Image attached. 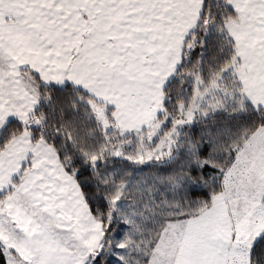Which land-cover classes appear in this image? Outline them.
Returning <instances> with one entry per match:
<instances>
[{
    "label": "snow or ice",
    "instance_id": "1",
    "mask_svg": "<svg viewBox=\"0 0 264 264\" xmlns=\"http://www.w3.org/2000/svg\"><path fill=\"white\" fill-rule=\"evenodd\" d=\"M190 7L0 0V264H153L158 242L137 252L147 236L125 240L146 207L156 214L144 227L159 213L176 225L162 264H264V174L229 176L241 136H264V95L243 94L242 80L227 91L251 61L224 69L237 40L211 38L234 14L248 30L239 47L264 61V0H201L177 52ZM182 71L187 102L183 87L169 90ZM154 186L170 190L166 201Z\"/></svg>",
    "mask_w": 264,
    "mask_h": 264
},
{
    "label": "crops",
    "instance_id": "2",
    "mask_svg": "<svg viewBox=\"0 0 264 264\" xmlns=\"http://www.w3.org/2000/svg\"><path fill=\"white\" fill-rule=\"evenodd\" d=\"M226 2H228V0H226ZM233 2H235V0H233ZM189 3L191 7L186 9L185 12L181 14L182 17H188V22L178 25L174 30L176 35L173 38V44L176 46L177 52L182 39L181 33L186 35L190 29L195 28L201 0H189ZM224 26L227 29L226 35H231L237 40V44L234 45L236 57L243 56L247 61H251L250 63H241L236 65L234 72V78H236V80L243 81V94L251 97L252 94L255 93L257 98L264 95V88L259 87L261 79H264V77H261V73L264 72V61H261L258 56L252 55L251 48L253 45L244 44L243 48L239 47L240 42L246 38L248 30L238 22L236 15H234L229 21L225 22ZM167 78L168 77L166 76L165 79ZM160 98L163 99V93H160ZM256 139L260 140L258 135L252 136L246 143L243 144L233 167L229 170L230 177L237 176L240 173L248 176V173L245 170L247 167H256L254 171H256L257 175L255 177H259L264 174V143L261 144L256 141ZM232 187H235V185L229 182L228 191H231ZM222 190L216 195V197H220ZM217 219H219V217H217ZM98 227L99 226H97L95 230H98ZM90 242L91 240L89 243Z\"/></svg>",
    "mask_w": 264,
    "mask_h": 264
},
{
    "label": "trees",
    "instance_id": "3",
    "mask_svg": "<svg viewBox=\"0 0 264 264\" xmlns=\"http://www.w3.org/2000/svg\"><path fill=\"white\" fill-rule=\"evenodd\" d=\"M226 2V0H225ZM234 16V14H230V13H226L225 17H223V23L225 24V22L229 21L230 19H232ZM203 29H198L197 31H202ZM219 31H221L220 29H215L213 30V35H212V39L213 40H221L222 44L226 47L228 44V36L225 35L224 37H220L219 36ZM202 39V37H199ZM198 39V36L194 33L191 37V41H195ZM234 48V45H233ZM235 56V54H228L225 53V61L224 64L222 65V67L224 68V65L229 63L230 60ZM211 64V62H209ZM187 67V66H186ZM176 75V79L172 81L169 90L171 92H173V94L175 96H180V89L183 87L185 89L183 96L185 98V101L187 102L190 98L188 95V86H189V77H188V73L187 71H182L181 73H177ZM213 75L215 74V69H214V65L210 68L207 67L205 68V71L203 73V80L205 81V83L207 84V82H209L213 77ZM180 81V82H178ZM165 94H163L164 96ZM179 103V101L177 102ZM162 119V117H161ZM244 134H249L248 131L246 130ZM245 142V140L243 139V135L241 136L240 139V144L243 145V143ZM238 145L234 144L233 148H236ZM222 190V186L221 187H217L216 189V193L215 195H217L220 191ZM153 192L157 193L158 199L160 201H166L168 199V195L170 194V190H160L157 192V189L155 188V186L153 187ZM134 194L139 195L138 191L134 190ZM209 196H213V193L210 191L209 192ZM206 198L201 197L200 200L201 202H203ZM129 203H135V201H131L129 202L128 200L124 201V204L127 205ZM145 214H141L139 216V220H140V224L139 225H134L131 226L130 232L125 234V240L126 242H131L129 240V237L131 235H135L137 237H144L145 235L147 236V239H139L136 241V251L137 252H141L144 249H146L148 247V245L152 242H157L159 237L161 236L162 231L167 227L169 223L171 216L170 214L167 213H159L157 214V220L154 222H151V226L150 227H144L143 225L148 224L151 221V216L153 214H156L155 211L153 209H150L148 207L145 208L144 210ZM121 215L123 216H129L130 215V210L126 208L125 212L121 213ZM107 225L105 224L104 227H106ZM147 254V253H145Z\"/></svg>",
    "mask_w": 264,
    "mask_h": 264
},
{
    "label": "rangeland",
    "instance_id": "4",
    "mask_svg": "<svg viewBox=\"0 0 264 264\" xmlns=\"http://www.w3.org/2000/svg\"><path fill=\"white\" fill-rule=\"evenodd\" d=\"M235 60H236V55L230 60L229 63H227V64L224 65V69L233 67V65H235ZM235 68H236V66H235ZM234 72H235V69H234ZM234 74L235 73H233L232 75H230L227 78V80H226V83L229 86L228 89H227V91L229 93L231 92L232 88L235 87L236 78H234ZM214 77L215 78H218V74L213 75V77L210 78L211 80L209 82H207V84L203 80V84L204 85H207L208 87H211V81H212V79ZM163 120H164V117H162L161 122ZM258 138L260 140L256 139V141H258L261 144L264 143V136L258 135ZM247 141H245L244 143H246ZM157 143H159V141ZM249 158H250V156H249ZM263 158H264V155H263ZM255 169H256V167H252V168L247 167V168H245V170L248 173V176H250V177H255L257 175L256 171H254ZM175 228H176V225H174V224H168L167 227L162 231L161 236L159 237V239L157 241L158 242V247H157V249L154 252L151 253V255H153L156 258V259H154L153 264H162L163 259L165 257V254H166V252L168 250V247L174 242V229Z\"/></svg>",
    "mask_w": 264,
    "mask_h": 264
}]
</instances>
